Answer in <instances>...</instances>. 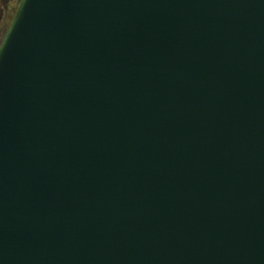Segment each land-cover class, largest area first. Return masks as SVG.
<instances>
[{
    "label": "water",
    "instance_id": "obj_1",
    "mask_svg": "<svg viewBox=\"0 0 264 264\" xmlns=\"http://www.w3.org/2000/svg\"><path fill=\"white\" fill-rule=\"evenodd\" d=\"M0 264H264V0H21Z\"/></svg>",
    "mask_w": 264,
    "mask_h": 264
},
{
    "label": "rangeland",
    "instance_id": "obj_2",
    "mask_svg": "<svg viewBox=\"0 0 264 264\" xmlns=\"http://www.w3.org/2000/svg\"><path fill=\"white\" fill-rule=\"evenodd\" d=\"M21 0H11L10 4H7V11H5V15L3 17V19L0 21V44L4 38V35L11 23V21L13 20L17 8L19 6Z\"/></svg>",
    "mask_w": 264,
    "mask_h": 264
},
{
    "label": "flooded vegetation",
    "instance_id": "obj_3",
    "mask_svg": "<svg viewBox=\"0 0 264 264\" xmlns=\"http://www.w3.org/2000/svg\"><path fill=\"white\" fill-rule=\"evenodd\" d=\"M11 0H0V21L3 19L5 15V11H7V4H10Z\"/></svg>",
    "mask_w": 264,
    "mask_h": 264
}]
</instances>
